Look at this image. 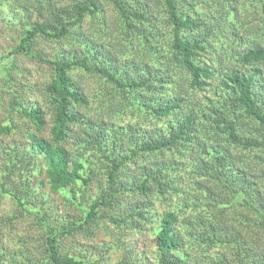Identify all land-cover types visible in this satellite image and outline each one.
I'll list each match as a JSON object with an SVG mask.
<instances>
[{"label":"trees","instance_id":"1","mask_svg":"<svg viewBox=\"0 0 264 264\" xmlns=\"http://www.w3.org/2000/svg\"><path fill=\"white\" fill-rule=\"evenodd\" d=\"M50 17L26 28L0 58L28 52L37 36L64 45L41 58L52 67L46 108L9 93L8 112L23 120L28 148H4L0 187L25 206L30 174L42 170L51 192L71 203L85 196L84 218L59 231L45 221L46 259L32 264H88L61 253L59 239L100 223L101 208L113 205H122L110 219L115 227L154 228L156 264H189L196 255L200 264H264V44L245 40L238 0H71L53 5ZM78 70L101 79L108 91L101 111L114 120L87 111ZM11 82L6 76L5 86ZM13 119L0 123V136L20 127ZM88 152L108 165L106 191L89 207L95 168ZM16 173L13 190L7 185Z\"/></svg>","mask_w":264,"mask_h":264},{"label":"rangeland","instance_id":"2","mask_svg":"<svg viewBox=\"0 0 264 264\" xmlns=\"http://www.w3.org/2000/svg\"><path fill=\"white\" fill-rule=\"evenodd\" d=\"M70 1L0 0V58L18 46L26 28L51 18L50 9L53 5L66 6ZM260 1L238 0V4L241 12L240 22L245 27V40L251 42L255 39L264 44V11ZM104 10L108 21L111 23L116 21V12L112 5L105 4ZM92 23H94L93 18H87L84 28L90 29ZM111 29H114L113 25ZM63 46V43L37 36L30 42L28 52L14 54L0 61V123L13 119L7 107L11 90L16 91L26 104L38 103L47 107L44 89L50 81L52 67L41 58L54 57L58 50L62 51ZM229 64H232V61ZM74 75L89 98L90 106L87 111L90 110L89 113L92 115L100 113L101 118L108 121L114 120L108 113L101 111L106 107L105 93L108 92L101 79L80 70L75 71ZM6 76L12 79L8 86H5ZM17 115V112L13 114V122L20 127H16L8 135L0 136V181H3L2 172L5 171L8 159L4 148L10 146L11 148L18 146L23 150L28 148V144L23 143L25 137L20 129L23 120H19ZM123 117L125 121L134 120L128 115ZM50 127L51 117L48 116L44 135H48ZM85 156L93 158L95 168L94 180L87 189L86 206L89 207L95 198L106 191L105 167L108 165L95 152H91V155L88 152ZM38 163L41 166L43 164L40 159ZM20 178L21 175L14 174L11 180L8 178L10 184L7 186L13 190L19 189ZM30 179L33 188L29 196L22 199L25 206L21 205L14 195L2 192L0 187V264H32L45 260L47 255L45 221H48V226L55 231L67 228L73 221H83L84 212L79 206L85 197L82 193H78L73 199L74 203H71L63 194L50 191L42 170L30 174ZM14 185L15 187H12ZM157 209L160 213L164 210V206L158 204ZM120 212L122 205L102 207L103 216L97 220L100 223L77 227L60 237V252L82 258L88 264H156L154 228L148 227L147 230L134 234L130 229L115 227L110 219L112 215H118ZM158 219L159 214H155L154 220L158 221ZM261 241L264 243V235ZM218 253L220 250L215 248L209 256L215 259ZM202 260L196 255L189 264H200Z\"/></svg>","mask_w":264,"mask_h":264}]
</instances>
